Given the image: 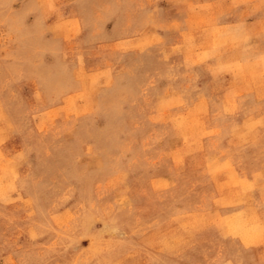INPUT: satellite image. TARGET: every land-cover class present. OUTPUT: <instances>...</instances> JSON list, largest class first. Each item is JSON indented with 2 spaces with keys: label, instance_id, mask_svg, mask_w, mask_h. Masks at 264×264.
<instances>
[{
  "label": "rangeland",
  "instance_id": "374dc122",
  "mask_svg": "<svg viewBox=\"0 0 264 264\" xmlns=\"http://www.w3.org/2000/svg\"><path fill=\"white\" fill-rule=\"evenodd\" d=\"M0 264H264V0H0Z\"/></svg>",
  "mask_w": 264,
  "mask_h": 264
}]
</instances>
